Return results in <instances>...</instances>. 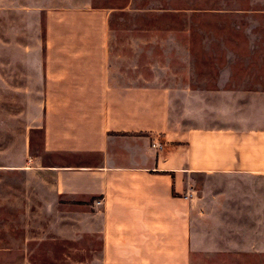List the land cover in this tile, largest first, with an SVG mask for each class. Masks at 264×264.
<instances>
[{"label": "crops", "instance_id": "obj_1", "mask_svg": "<svg viewBox=\"0 0 264 264\" xmlns=\"http://www.w3.org/2000/svg\"><path fill=\"white\" fill-rule=\"evenodd\" d=\"M2 6L38 14L37 47L0 49V88L24 104L34 94L32 162L80 207L78 246L99 248L72 263L197 264L264 246V85L228 64L203 78L199 38L149 28L186 23L169 15L179 2Z\"/></svg>", "mask_w": 264, "mask_h": 264}, {"label": "rangeland", "instance_id": "obj_2", "mask_svg": "<svg viewBox=\"0 0 264 264\" xmlns=\"http://www.w3.org/2000/svg\"><path fill=\"white\" fill-rule=\"evenodd\" d=\"M175 1L184 10L170 13L171 19L185 17L186 23L149 28L183 29L187 37L199 38L200 45L196 40L195 46L203 50V78L212 75L206 71L210 65L228 64L235 76L264 85V0ZM2 5L5 0H0V49L22 46L23 40L37 47L41 36L37 12ZM196 17L199 22L193 20ZM211 49L215 51L208 52ZM33 95L31 103L24 104L0 88V264H80L72 263L74 257L85 258L92 251L98 255L99 248L78 246L86 239V233L78 231L80 207L56 197L32 162L41 142L35 126L39 105ZM253 236L263 241L264 231ZM241 249L203 256L197 264H264V246Z\"/></svg>", "mask_w": 264, "mask_h": 264}, {"label": "built area", "instance_id": "obj_3", "mask_svg": "<svg viewBox=\"0 0 264 264\" xmlns=\"http://www.w3.org/2000/svg\"><path fill=\"white\" fill-rule=\"evenodd\" d=\"M152 146L156 148H161V144L159 142L153 143Z\"/></svg>", "mask_w": 264, "mask_h": 264}]
</instances>
